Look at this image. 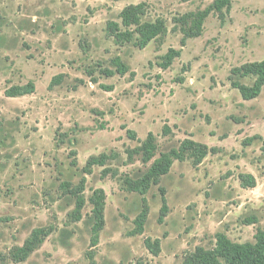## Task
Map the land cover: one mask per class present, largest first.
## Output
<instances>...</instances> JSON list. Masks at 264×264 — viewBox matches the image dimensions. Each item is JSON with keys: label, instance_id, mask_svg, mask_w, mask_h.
Masks as SVG:
<instances>
[{"label": "rangeland", "instance_id": "374dc122", "mask_svg": "<svg viewBox=\"0 0 264 264\" xmlns=\"http://www.w3.org/2000/svg\"><path fill=\"white\" fill-rule=\"evenodd\" d=\"M213 1L0 0L1 255L48 226L54 232L18 264H182L197 247L213 248L218 233L234 243H255L264 231V87L244 101L228 77L233 68L264 61V0H232L222 20L209 15L201 35L182 47L174 19ZM140 3L146 7L142 20L163 19L167 34L141 50L116 45L106 34L107 22H119L125 7ZM170 48L180 56L162 70L159 57ZM117 56L129 72L100 75L99 66L112 68ZM58 75L61 83L49 88ZM239 81L251 85L254 79ZM28 82L34 93L5 96ZM165 125L168 136L162 135ZM128 130L140 140L155 135L158 149L147 164L140 156L127 160L126 150L139 146ZM254 136L259 138L243 144ZM185 139L217 151L198 167L191 159L174 161L144 196L143 234L131 236L142 197L126 191L124 180L142 176L160 153ZM100 154L116 158L84 175L88 158ZM240 175H252L255 187L242 188ZM83 177L86 203L74 222L75 198L64 186ZM96 189L106 194L105 226L92 248L88 199ZM160 189L168 207L162 222ZM146 238L159 240L157 256L146 249Z\"/></svg>", "mask_w": 264, "mask_h": 264}, {"label": "trees", "instance_id": "16d2710c", "mask_svg": "<svg viewBox=\"0 0 264 264\" xmlns=\"http://www.w3.org/2000/svg\"><path fill=\"white\" fill-rule=\"evenodd\" d=\"M232 0H214L204 10L197 12L186 13L174 19L175 26L173 31L178 30L182 34L180 41L183 47L186 40L190 38L199 37L202 33L203 24L206 18L217 13L220 19H223L224 12L229 13L231 9ZM145 4L129 5L125 7L119 14V22L109 21L106 24V34L112 38L114 43L118 46L125 44H132L135 48L144 49L151 41L165 36L168 32L166 23L163 19H156L153 22L143 21L145 15ZM178 24V25H177ZM178 26V27H176ZM180 50L168 49L167 52L159 57L160 62L158 66L162 69H168L172 62L180 56ZM112 68H102L99 66V74L110 78L115 75L124 76L129 72V67L120 57H114L110 60ZM92 77V71L89 72ZM251 77L254 82L251 85H244L240 83V79ZM62 75L55 76L49 88H53L61 83ZM230 85L236 89L242 100L251 101L256 99L262 92L264 87V61L253 62L233 68L228 77ZM97 83L96 79H93ZM35 86L32 82H28L24 86H14L5 91V96L9 98L23 97L34 93ZM171 133L170 127L165 125L162 129V135L168 136ZM127 137L129 140L137 141L139 146L134 149H127L126 155L129 162L133 161L136 156L141 157V162L147 164L155 156L157 152L156 137L149 133L144 140L138 139L134 131L128 130ZM259 138L254 136L244 141L247 145L248 141ZM216 148H209L205 144L198 143L191 139H185L180 143L177 149H171L168 152H162L159 157L154 160L150 168L139 178L132 180L126 178L123 182L124 188L128 192L138 193L141 198L142 209L134 221L135 228L131 231V236L142 235L144 232L145 222L148 216V206L144 196L151 186L159 184L160 179L170 172L174 161L183 162L186 159H191L194 167L202 164L203 160L210 154L216 153ZM116 158V154L107 155L100 154L91 156L86 161L82 168L84 175L92 174L94 166H105L106 162ZM75 165V162L72 164ZM108 169L102 171L103 175L108 174ZM240 182L242 188H254L256 181L252 175H240ZM66 194L74 196L75 209L70 213V217L74 222L82 219V209L85 206V198L83 192L85 189V178L83 177L79 183L72 187L69 184L64 186ZM161 192V208L158 222H162L166 217L168 207L164 197V190ZM92 206L91 213L93 216V225L91 227L90 247H96L99 244V236L105 226L104 209L106 204V194L102 189L92 191L88 199ZM248 225L254 224L255 219L247 220ZM54 232L52 226L41 227L32 230L28 238L25 239L21 246L12 247L7 256L0 254V264L6 260L18 264L28 260V258L37 251L45 240ZM146 249L157 256L160 251L159 240H151L146 238L144 240ZM182 264H264V231H259L255 238V243H234L222 233L216 235L215 246L211 249L197 247L193 252L188 253Z\"/></svg>", "mask_w": 264, "mask_h": 264}]
</instances>
